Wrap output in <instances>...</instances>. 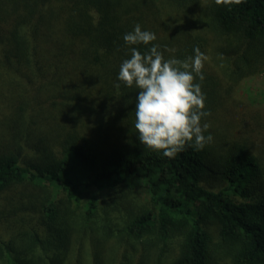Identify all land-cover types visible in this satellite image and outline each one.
Returning <instances> with one entry per match:
<instances>
[{
  "label": "trees",
  "instance_id": "trees-1",
  "mask_svg": "<svg viewBox=\"0 0 264 264\" xmlns=\"http://www.w3.org/2000/svg\"><path fill=\"white\" fill-rule=\"evenodd\" d=\"M136 24L208 57L203 150L139 142ZM263 70L264 0H0V264H264V105L237 91Z\"/></svg>",
  "mask_w": 264,
  "mask_h": 264
},
{
  "label": "clouds",
  "instance_id": "clouds-1",
  "mask_svg": "<svg viewBox=\"0 0 264 264\" xmlns=\"http://www.w3.org/2000/svg\"><path fill=\"white\" fill-rule=\"evenodd\" d=\"M246 0H215L217 6L231 10ZM130 47V58L119 69L117 80L127 88L138 90L135 103V129L141 145L153 152H162L169 159L191 146L203 150L213 137L204 133L210 124L201 123L210 115L205 111V95L201 89L203 68L208 57L199 48L184 60L165 59L160 46L152 44L141 53L134 45L148 46L156 40L154 33L142 31L136 24L123 36ZM174 53L176 50L165 49ZM197 78L201 83H197ZM120 83L115 86L120 87Z\"/></svg>",
  "mask_w": 264,
  "mask_h": 264
},
{
  "label": "rangeland",
  "instance_id": "rangeland-1",
  "mask_svg": "<svg viewBox=\"0 0 264 264\" xmlns=\"http://www.w3.org/2000/svg\"><path fill=\"white\" fill-rule=\"evenodd\" d=\"M237 91L238 95L245 98L247 101L248 99H250V101L252 99H255L261 105H264V70L259 72V74L257 75H253L243 79L237 86ZM142 195H144V193ZM153 261V258H150V256H148V263ZM214 264H228V260L222 253H219L214 256Z\"/></svg>",
  "mask_w": 264,
  "mask_h": 264
}]
</instances>
